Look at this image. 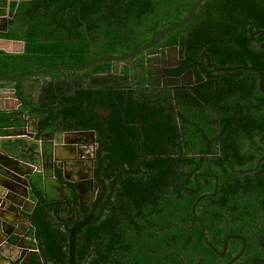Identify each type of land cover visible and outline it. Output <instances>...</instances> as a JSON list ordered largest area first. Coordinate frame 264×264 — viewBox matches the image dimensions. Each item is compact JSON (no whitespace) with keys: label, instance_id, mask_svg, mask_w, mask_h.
<instances>
[{"label":"flooded vegetation","instance_id":"af4514ba","mask_svg":"<svg viewBox=\"0 0 264 264\" xmlns=\"http://www.w3.org/2000/svg\"><path fill=\"white\" fill-rule=\"evenodd\" d=\"M181 1L185 2L176 0V3ZM150 2L112 0L110 22L75 23L81 39L90 44L85 60L80 65H69L59 59L56 65L46 67L76 70L44 75L49 84L45 91L39 90L38 102L41 103L35 104L45 115H41L42 122L33 138L22 136L26 139L19 140L18 156L30 163L38 182L47 185V196L43 198L41 192H35L34 199L62 225L67 243L66 228L87 217L95 204V216L101 212L95 224L104 216L117 212L136 226L147 229L148 224L153 226L147 214L149 206L156 210L157 205L171 204L172 218L176 219L182 214L179 206L187 203V198L196 196L191 208L192 226L199 223L206 239L208 229L205 226V234L201 223L203 212L215 219L229 210L231 197L256 196V186L236 185L239 180H245L243 176L251 173L246 171L254 168L264 155V91L260 73L236 68H258L254 60L264 66V0H220L218 4L204 0L225 17L195 16L173 34H165L175 40L172 44H162V37L156 46L140 50L129 58L96 62L104 56H127L154 41L157 35L149 41L154 29L165 28L162 17L165 9L148 7ZM38 3L39 0L37 9ZM250 11L255 16H250ZM155 12L157 19L154 16L155 22L149 21ZM36 13L40 12L34 10L32 4L22 17L23 24L28 25ZM108 29L118 47L111 53L103 47L107 39L104 32ZM66 40L72 41L71 38ZM101 52L104 54H99ZM92 62L96 63L78 70ZM165 90L171 91L170 99L163 97ZM154 94H159V98L155 99ZM182 109L198 122H191V117H186ZM184 122L190 131L199 134L201 152L188 154ZM16 126L17 123H10L5 128ZM77 132L86 133L80 137L84 144L66 147L69 135ZM35 142L53 147L55 153L38 156ZM61 149L77 153V158L69 162L54 158L67 156L60 153ZM170 150L180 151L177 156L184 158L188 155L204 157L195 161V167H189V172L214 178L212 190L205 192L207 186L201 182L198 186H178V174L184 171L179 157L172 177L161 176L152 165L158 155L164 158L166 154L163 153ZM137 171V174L122 173L113 187L119 173ZM221 175L225 176L223 182ZM224 182H230L231 186H225ZM29 183L32 186V182ZM196 205L199 210L195 209ZM135 213L140 218L133 219ZM68 219L73 220L70 223ZM223 219L216 220L219 232L215 237L219 240L224 236ZM28 230L25 243L36 246L28 255L32 259L40 254V248L36 250L32 239L33 215ZM159 233L165 237L163 244L167 251L186 254L192 251L193 232L186 233L183 238L175 229H162ZM232 235L241 234L226 235L224 245L225 239ZM233 239L241 238H230L228 250L230 246L239 250V242L230 243ZM206 242L211 246L207 239ZM244 244L243 240L242 249ZM212 248L217 254V251H224V247L222 251ZM193 253L190 264H206L202 251L194 250ZM183 260L185 262V258ZM43 264L46 263L43 261Z\"/></svg>","mask_w":264,"mask_h":264},{"label":"trees","instance_id":"16d2710c","mask_svg":"<svg viewBox=\"0 0 264 264\" xmlns=\"http://www.w3.org/2000/svg\"><path fill=\"white\" fill-rule=\"evenodd\" d=\"M148 7L164 8L162 14L164 26L168 27L179 23L186 16L192 1L160 0L157 4L153 0ZM220 0H213L218 4ZM120 2V0H119ZM112 0H39L38 8L40 13L22 32L24 38L25 51L22 54H9L0 51V75L13 76L18 74L33 73L46 67L56 65L58 60L63 64L80 65L85 60L86 51L90 49L87 40L81 39L78 27L75 23L79 22H110ZM25 8V7H24ZM23 8V9H24ZM61 13H65L62 16ZM210 15L225 17L223 13H216L215 8L203 2L191 16V20L196 18H206ZM157 19L158 14H152L149 21ZM250 16H255L250 11ZM263 24V23H262ZM162 28H155L154 35L149 38L152 41ZM175 32V31H174ZM169 32L168 34H173ZM164 35L163 43L172 44L175 40L172 36ZM107 38L103 44L104 50L108 53L118 48L114 41L112 32L108 29L104 32ZM48 38V40H47ZM71 38L72 41H67ZM99 54H104L101 52ZM62 55V56H61ZM254 65L264 69V66L254 60ZM107 68V67H106ZM105 68V69H106ZM45 75V74H44ZM171 91L165 90L163 97L170 99ZM159 94H154V98H159ZM181 112L186 117H191V122H198L196 118L185 111ZM15 113L0 112V129L10 126V118ZM191 127V125H189ZM185 142L188 146V154H196L199 150V134L190 131L184 122ZM194 141V143H191ZM164 158L157 156L153 167L163 177H172L173 167L178 160L182 162L184 171L178 174V186H198L199 182L207 186L205 192L212 190L214 178H205L201 174L189 172V167H195V161L204 157L187 156L184 158L180 151L170 150L165 152ZM179 157V159L177 158ZM224 175H221L223 182ZM244 181L239 180L236 186H256L255 198H247L245 195H236L229 200V210L215 219H211L206 212L201 214L203 222L208 229V239L211 246L206 242L204 232L199 223H193L192 205L196 196L187 198L188 202L179 206L181 215L173 219L174 211L172 205L155 206L156 210L148 207L147 214L149 223L147 229H142L139 225L131 223L129 218L120 213H111L103 217L99 224H90L78 231L76 239V264H190L194 256V250L202 251L206 257V264H225L242 249L243 240L233 239L230 243H240L239 250L230 246L227 254L223 257L217 254L214 249L223 250L224 237L231 233L244 235L247 239V249L239 260L233 264H253L258 257L264 258V249L261 240L264 237V161L259 170L255 173L245 174ZM199 180V181H198ZM225 186H231L230 182H224ZM172 186V185H171ZM154 197V196H153ZM250 202V204H248ZM199 210L198 205L195 207ZM257 216L259 218L257 219ZM223 217H227L223 219ZM140 218L134 214L133 219ZM222 220L223 239L219 240L215 235L219 232L216 220ZM73 219H68L71 223ZM170 220H173L169 222ZM127 224V225H126ZM175 229L179 237L183 238L186 233H194L193 249L189 254L179 251H167L163 243L165 237L159 233L160 230ZM33 235L37 239L42 259L34 255L30 264H68L67 263V233L63 231L62 225L45 211L43 204H38L33 213ZM189 257V259H186ZM185 258V262L183 260ZM198 264V263H194Z\"/></svg>","mask_w":264,"mask_h":264},{"label":"water","instance_id":"95a60500","mask_svg":"<svg viewBox=\"0 0 264 264\" xmlns=\"http://www.w3.org/2000/svg\"><path fill=\"white\" fill-rule=\"evenodd\" d=\"M29 1L33 4L34 10H37L38 12L41 11L40 9H37L36 3L38 2V0ZM203 1L204 0H194V2L190 5V9L188 10L184 19L175 25L165 27L164 29L160 30V32L157 34L156 38L152 43L136 48L127 56H104L96 60V62H99V60L103 59L123 60L129 58L140 50L149 49L156 46L163 37V35L184 27L190 21L193 12ZM4 2L8 3V0H0V8L3 7ZM96 62L89 63L84 67L79 68L78 70H84ZM236 69L252 70L260 73L261 88L264 91V73L262 72V70L256 67H238ZM62 70L76 69L62 67L43 68L39 71L24 75H0V89L1 85H14L16 93L18 95V99L21 103L20 110L18 114H16L15 119L13 118L10 120L12 124L17 123V126L11 129L12 131L10 134L0 135V264H3V261H8L10 264H23L26 261L27 263L31 261V258L28 257V255L33 252L32 248H35L36 246H28L25 243V240H27V236L30 233L28 227L30 226V221L37 205V201L34 199V194L35 192H41L43 198L47 196V185H41L37 180L36 172L30 167V163L24 160L22 157L18 156V152L20 150L19 140L26 139V137L28 136H32L33 138V133L38 132L39 124L42 122L41 115H45L44 110H39L36 107V104L41 103L38 102V93L42 86L36 85L35 83H29L27 81L31 80L39 83V78L44 74ZM32 101L34 102V104L32 103ZM83 134L86 133H71V135H69L70 141L68 142V146L66 147L72 148L84 144L80 139L81 135ZM34 144L37 145L38 156L55 153L53 147H45L44 143L42 144L35 142ZM60 153H63L67 156H54V158L66 162L73 161L77 158V153H73V151L68 152L65 149H61ZM263 161L264 155L257 161L256 166L254 168H251V170H248L246 172H256ZM57 167H59V164L57 165ZM122 173L137 174L139 173V171L119 173L116 179L114 180L113 187L116 186V182L118 178H120ZM29 181L32 182V186H30ZM105 187L107 188V185H105ZM36 198L39 199V197L37 196ZM67 206L69 210H71V206L68 205V203ZM95 207L96 204L92 206V209L87 217L78 219L73 225L66 228V231L68 232V264H76L75 248L78 231L87 225L96 223L100 218L101 212L97 216H95L94 214ZM201 223L202 227L205 230V224L202 220ZM230 238H241L244 240L245 244L240 253H238L232 259L227 261L225 264H233L234 262H236L243 256L247 248V242L244 236L232 235L225 239L224 251H217L220 255H226ZM206 239L209 242L207 236ZM261 243L264 248V238L261 240ZM38 257L39 259H42V256L40 254H38ZM253 264H264V258H256L253 261Z\"/></svg>","mask_w":264,"mask_h":264},{"label":"crops","instance_id":"0c3cea01","mask_svg":"<svg viewBox=\"0 0 264 264\" xmlns=\"http://www.w3.org/2000/svg\"><path fill=\"white\" fill-rule=\"evenodd\" d=\"M31 5L29 0H8V3H3V7L0 8V51L9 54H22L23 51H25L26 42L21 34L27 25L26 23L23 24L22 17L27 13ZM30 81L31 80H28L27 82L42 86V91H45L46 86L49 84L47 76L44 75L39 78V83ZM32 103L34 104L33 101ZM20 105L21 103L18 99L15 86L8 84L1 85L0 112L18 114ZM13 118L15 119V116L10 119ZM12 128L0 129V135L10 134ZM3 264L10 263L8 261H3Z\"/></svg>","mask_w":264,"mask_h":264},{"label":"built area","instance_id":"2783aa9c","mask_svg":"<svg viewBox=\"0 0 264 264\" xmlns=\"http://www.w3.org/2000/svg\"><path fill=\"white\" fill-rule=\"evenodd\" d=\"M32 239H33V242L37 245V248H36V250H39V246H38V243H37V240H36V238L34 237H32Z\"/></svg>","mask_w":264,"mask_h":264}]
</instances>
